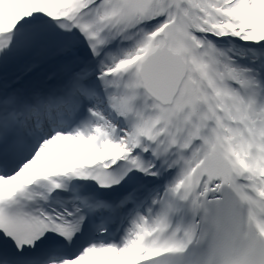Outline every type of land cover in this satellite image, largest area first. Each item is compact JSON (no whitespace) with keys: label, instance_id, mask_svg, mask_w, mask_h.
<instances>
[{"label":"snow or ice","instance_id":"6c2138e0","mask_svg":"<svg viewBox=\"0 0 264 264\" xmlns=\"http://www.w3.org/2000/svg\"><path fill=\"white\" fill-rule=\"evenodd\" d=\"M0 264H264V0H0Z\"/></svg>","mask_w":264,"mask_h":264}]
</instances>
